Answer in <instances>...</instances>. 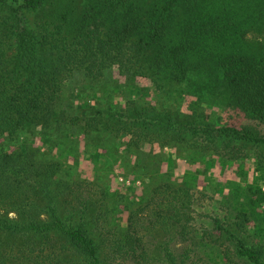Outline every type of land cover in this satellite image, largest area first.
<instances>
[{
  "label": "trees",
  "instance_id": "trees-1",
  "mask_svg": "<svg viewBox=\"0 0 264 264\" xmlns=\"http://www.w3.org/2000/svg\"><path fill=\"white\" fill-rule=\"evenodd\" d=\"M258 26L264 0H0V264H264V134L204 110L264 124V47L247 38ZM113 72L124 83L102 86ZM176 148L199 166L177 176ZM221 159L240 162L235 180L212 176ZM115 167L139 194L112 190ZM200 175L223 220L195 209Z\"/></svg>",
  "mask_w": 264,
  "mask_h": 264
},
{
  "label": "rangeland",
  "instance_id": "rangeland-1",
  "mask_svg": "<svg viewBox=\"0 0 264 264\" xmlns=\"http://www.w3.org/2000/svg\"><path fill=\"white\" fill-rule=\"evenodd\" d=\"M247 38L253 43L252 45L254 48L262 49L264 47V27L258 26V28L254 30V32H251L248 34ZM118 80L121 83H124L123 79L120 76H118L116 72H113L111 73V75L105 76L104 81H102V86L106 88H111L112 86H120L119 85L120 82H118ZM116 82L117 84L114 85ZM85 85L86 83L83 82L81 78H76L74 81L71 82V85L69 87H71L74 90L76 86L82 87ZM149 85L150 84L146 80H138L136 87L146 88V87H149ZM115 93L116 94L113 95V99L117 103V105L121 107H123L124 101L127 98H132V99L135 97L141 98V96L138 95L136 91L133 93H128L126 95L121 94L119 92L118 93L115 92ZM93 96L94 95L88 97L87 99L90 101L92 100ZM149 98L150 97L145 98V100L148 101L150 100ZM94 101L95 99L92 101V103H95ZM188 104H189L188 101H185L183 103V111L187 109ZM204 110H205L206 115H208L209 121H211L214 124H217V125H223V124L228 125L229 124L230 126H234L236 128L252 127L255 129L257 128L261 133L264 134V124L258 125V123L251 121L250 119L245 117L244 114L238 111H234V110L219 111L218 109L213 108V107L212 108L204 107ZM154 151L156 153H159L160 155H162V153H170L169 152L170 150L167 148L161 150L156 147ZM249 151H250V148L247 150V153ZM249 153H251V156L245 159L244 164H242L241 167L243 166L247 170H249V173L251 175L257 167L256 166L257 160L254 157V155H252L253 151ZM140 154H141V158L145 162L155 163L156 166L159 164V160L153 157L152 147H150L149 145L144 146ZM189 154H190L189 152H186L182 148H176L175 150H171V155L173 156L172 158L174 159L173 161L174 165L172 168H174L173 170H175V174L177 176H182L187 169L193 171L196 167L199 166V164H194V165L191 164L192 162H190L188 159ZM148 155H149V158H148ZM155 155L158 156V154H155ZM82 163H83L82 167L85 166L84 167L85 169L82 170V172H84L85 170L84 177L90 180V178L92 177V173H91L92 169L88 168L90 165L88 166V164H86L84 161H82ZM239 163L230 164V162H228L227 160H224V159L218 160V162H216L215 164V168L211 170L212 176L215 178L216 181L218 180L219 183L220 182L225 183L226 181L235 180L236 179L235 169L238 168ZM167 166H168V163H164L163 165H160L159 170L166 171ZM206 175L210 176V173L207 172ZM261 175L264 176V173L262 172L258 173V176H261ZM110 180H111L112 190L120 191L122 194H128L129 193L128 189H133V188H136V194H139L141 192V183H140L141 181L139 179H135L134 177L124 178L123 173H121V170L119 169V167L114 168L113 173L111 174ZM249 181H251V178L249 179ZM198 185H199V190L202 192H205L208 195V197L203 202V206L197 207L198 203L194 206L198 214H205V215L213 214L214 216H218L220 217L221 220H223L225 213H224V210L222 209L224 207L222 206L223 205L222 204V194L216 193V195H212V192H211V189L213 190V192L218 191L219 189L210 188V184H207L205 182L204 175L203 176L200 175L198 177ZM261 186H262V191L264 192V179L261 182ZM252 227L253 225L248 226V230L250 234L253 231V230H250ZM186 246L187 244L181 243L180 240L176 239L170 245V249L178 259H181L182 255L185 252ZM198 250H200V248H198ZM203 254L204 255L209 254V252L206 251L204 253H201L200 256L203 257L204 256ZM190 261L191 260H189L187 264H190ZM199 263L202 264V262H199Z\"/></svg>",
  "mask_w": 264,
  "mask_h": 264
}]
</instances>
